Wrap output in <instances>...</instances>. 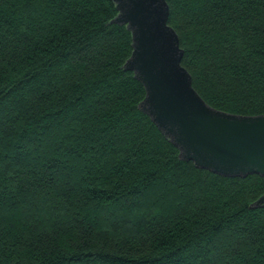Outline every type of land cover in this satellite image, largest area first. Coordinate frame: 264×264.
Here are the masks:
<instances>
[{"label":"trees","instance_id":"1","mask_svg":"<svg viewBox=\"0 0 264 264\" xmlns=\"http://www.w3.org/2000/svg\"><path fill=\"white\" fill-rule=\"evenodd\" d=\"M212 108L264 114V0H166ZM111 0H0V264H264V176L179 158L123 69Z\"/></svg>","mask_w":264,"mask_h":264},{"label":"water","instance_id":"2","mask_svg":"<svg viewBox=\"0 0 264 264\" xmlns=\"http://www.w3.org/2000/svg\"><path fill=\"white\" fill-rule=\"evenodd\" d=\"M131 36L123 69L141 82L139 109L179 151V158L224 177L264 176V114L235 115L210 107L181 65L183 51L168 24L166 0H111ZM252 207H264V194Z\"/></svg>","mask_w":264,"mask_h":264}]
</instances>
